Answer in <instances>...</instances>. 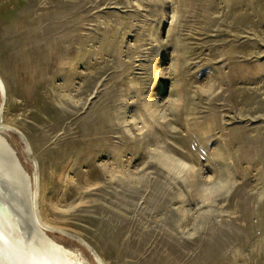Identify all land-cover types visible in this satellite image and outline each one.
Wrapping results in <instances>:
<instances>
[{
  "label": "rangeland",
  "instance_id": "1",
  "mask_svg": "<svg viewBox=\"0 0 264 264\" xmlns=\"http://www.w3.org/2000/svg\"><path fill=\"white\" fill-rule=\"evenodd\" d=\"M0 79L30 259L264 264V0H0Z\"/></svg>",
  "mask_w": 264,
  "mask_h": 264
},
{
  "label": "bare ground",
  "instance_id": "2",
  "mask_svg": "<svg viewBox=\"0 0 264 264\" xmlns=\"http://www.w3.org/2000/svg\"><path fill=\"white\" fill-rule=\"evenodd\" d=\"M0 87L2 89L0 93L5 95L6 91L1 79ZM0 118L2 117L0 116ZM5 147L4 140L0 135V204H4L5 210H3L6 211H0V264H66L65 253L68 250L59 246L49 237L42 240L43 253L39 256L34 255L30 259L36 251L38 252L36 245L37 227L34 225L30 214L33 200L36 205V223L38 225L44 224L38 215V197L40 194L38 188L33 192L31 179L29 183L18 163L9 158ZM35 180L37 182L39 179L36 177ZM17 210L28 216L30 224L25 222L24 217H21ZM83 244L89 248L98 263L104 264L100 256L86 242ZM74 261L76 264H81L77 260Z\"/></svg>",
  "mask_w": 264,
  "mask_h": 264
},
{
  "label": "water",
  "instance_id": "3",
  "mask_svg": "<svg viewBox=\"0 0 264 264\" xmlns=\"http://www.w3.org/2000/svg\"><path fill=\"white\" fill-rule=\"evenodd\" d=\"M2 139L4 140V143H5V145H6V147H5V151H6L7 155H9V158H11V160H12L13 162L15 161V162L18 163L19 168L21 169V171H22L23 174L25 175V178L27 179V181H29V183H30V178H29V176L27 175L26 171L23 169V167H22V165H21V162H20L19 158L17 157V154H16L15 150L11 147V145L9 144V142H8L5 138L2 137ZM3 209L5 210V206H4V204H0V211H1V212H6V211H4ZM7 213H10V212H7Z\"/></svg>",
  "mask_w": 264,
  "mask_h": 264
}]
</instances>
